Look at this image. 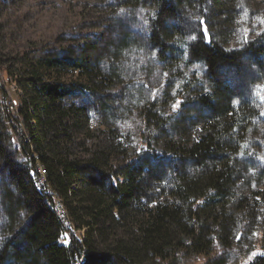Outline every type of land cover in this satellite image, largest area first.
<instances>
[{
    "label": "trees",
    "instance_id": "1",
    "mask_svg": "<svg viewBox=\"0 0 264 264\" xmlns=\"http://www.w3.org/2000/svg\"><path fill=\"white\" fill-rule=\"evenodd\" d=\"M26 1L0 0V40ZM79 3L39 56H0V264H227L253 232L264 250V29L237 44L236 0Z\"/></svg>",
    "mask_w": 264,
    "mask_h": 264
},
{
    "label": "rangeland",
    "instance_id": "2",
    "mask_svg": "<svg viewBox=\"0 0 264 264\" xmlns=\"http://www.w3.org/2000/svg\"><path fill=\"white\" fill-rule=\"evenodd\" d=\"M79 1L80 0H28L22 5L15 4L9 9H3V20L8 21L7 26L12 27L14 22L16 24V26L10 30L12 36L9 39L0 40V56H2V59H6L2 62L3 67H7V65L10 64H15L16 67V63L7 58H9V56L12 57L15 51L19 52L22 49H29L30 46H28V44H34V48H36L29 56L31 58L35 57V55L39 56L40 52L37 48H43L42 45L45 44L51 45L50 42L61 33L63 28L62 24L65 22L64 11L66 3L68 2L71 4L69 8L73 12L79 8ZM236 4L238 8H235V12H237V14H235L236 16L234 17L233 27L230 28V33L233 31L231 35H233L235 41L239 44V42H241L239 32L242 27H249L246 29L254 34L260 33L264 29V0H236ZM262 61H264V58H262ZM242 70L247 76L257 75L254 70L247 69L246 67H242ZM2 74L3 70L0 69V75ZM231 75L232 74L228 75V77ZM1 84L5 89L7 99L9 102L12 101L10 110L16 117L17 106L20 104L22 92L11 80H5L4 82H1ZM237 86L244 89V85L240 83L239 78L235 77L234 87ZM250 92L253 99L264 103V99H262V97H264V83H256L255 85H252ZM80 100H82L81 97ZM19 125L21 124L19 123ZM258 125L259 126L254 132L261 136L264 134V123H260ZM137 126L138 121L134 117H130L128 122V132L131 136H136V133L138 132ZM261 156H264V151ZM4 176L7 178V174ZM73 235L79 236V233L76 230H73ZM251 236L252 238H249V242L244 241L241 244V247L231 249L232 255L227 264H246L255 255L264 254V250L261 249V238L258 236V233L253 232ZM80 238H82L81 234ZM250 247L253 248L248 253V249ZM198 260L199 259L196 258L192 263L188 259H178L177 264H203Z\"/></svg>",
    "mask_w": 264,
    "mask_h": 264
},
{
    "label": "bare ground",
    "instance_id": "3",
    "mask_svg": "<svg viewBox=\"0 0 264 264\" xmlns=\"http://www.w3.org/2000/svg\"><path fill=\"white\" fill-rule=\"evenodd\" d=\"M199 75V74H198ZM54 192H55V190H54ZM51 203V202H50ZM60 212H61V214H62V216L65 218V222H66V225H68V227H70L71 226V224L67 221V218L65 217V213H64V211L63 210H61L60 209ZM65 228V227H64ZM81 262V261H80ZM83 263V262H82ZM77 264V263H76Z\"/></svg>",
    "mask_w": 264,
    "mask_h": 264
},
{
    "label": "built area",
    "instance_id": "4",
    "mask_svg": "<svg viewBox=\"0 0 264 264\" xmlns=\"http://www.w3.org/2000/svg\"><path fill=\"white\" fill-rule=\"evenodd\" d=\"M60 207V205H58V208ZM59 213H60V215L62 216V214H61V212H60V210H59ZM62 219L64 220V217L62 216ZM65 226L67 227V228H72V227H68V225H66V222H65ZM73 229V228H72Z\"/></svg>",
    "mask_w": 264,
    "mask_h": 264
},
{
    "label": "snow or ice",
    "instance_id": "5",
    "mask_svg": "<svg viewBox=\"0 0 264 264\" xmlns=\"http://www.w3.org/2000/svg\"><path fill=\"white\" fill-rule=\"evenodd\" d=\"M206 34H207V33H206V30H205V35H206ZM262 99H264V97H262ZM172 107H173V109H176L177 106L174 104ZM262 115H264V113H262ZM237 238L239 239V237H237Z\"/></svg>",
    "mask_w": 264,
    "mask_h": 264
}]
</instances>
